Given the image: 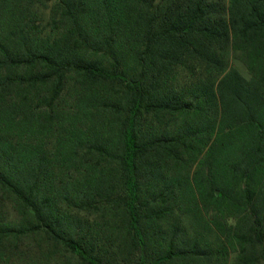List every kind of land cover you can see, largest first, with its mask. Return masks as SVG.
<instances>
[{"label": "trees", "instance_id": "trees-1", "mask_svg": "<svg viewBox=\"0 0 264 264\" xmlns=\"http://www.w3.org/2000/svg\"><path fill=\"white\" fill-rule=\"evenodd\" d=\"M0 264H264V0H0Z\"/></svg>", "mask_w": 264, "mask_h": 264}, {"label": "rangeland", "instance_id": "rangeland-1", "mask_svg": "<svg viewBox=\"0 0 264 264\" xmlns=\"http://www.w3.org/2000/svg\"><path fill=\"white\" fill-rule=\"evenodd\" d=\"M232 64L236 66L243 74H247L245 66L240 61L232 59Z\"/></svg>", "mask_w": 264, "mask_h": 264}]
</instances>
